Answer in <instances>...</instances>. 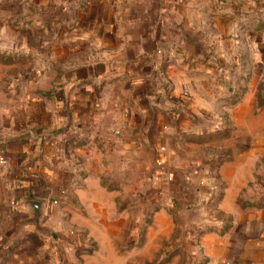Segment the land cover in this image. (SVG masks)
I'll return each instance as SVG.
<instances>
[{
    "label": "rangeland",
    "instance_id": "374dc122",
    "mask_svg": "<svg viewBox=\"0 0 264 264\" xmlns=\"http://www.w3.org/2000/svg\"><path fill=\"white\" fill-rule=\"evenodd\" d=\"M189 3L179 13L188 36L175 37L178 50L166 59L156 52L162 59H154L145 83L109 86V95L124 93L136 109L143 104L133 100L139 90L166 98L170 128L133 131L135 144L124 156L115 146L99 147L101 155L88 156L102 161L103 169L93 164L95 179L79 163L66 197L44 212V231L19 225L24 218L12 212L0 182V264H245L243 223L253 210L256 222L264 216V6L260 0H237L231 9L228 0ZM59 8L58 0H0V95L12 96L0 105L17 106L22 94L53 101ZM161 148L173 185L184 172L203 179L202 211L179 214L170 193L159 196L169 187L153 178ZM196 221L199 227L188 229ZM261 231L252 228L254 235Z\"/></svg>",
    "mask_w": 264,
    "mask_h": 264
},
{
    "label": "crops",
    "instance_id": "0c3cea01",
    "mask_svg": "<svg viewBox=\"0 0 264 264\" xmlns=\"http://www.w3.org/2000/svg\"><path fill=\"white\" fill-rule=\"evenodd\" d=\"M234 1L237 0H228L227 7L231 9ZM58 2L59 14L53 18L57 29H53L51 61L60 77L53 101L30 100L16 94L19 105H0V158L6 161L5 166L0 165V182L11 194L12 212L22 218L29 215L24 207L26 201L43 202L45 211L60 203L68 193L79 163L91 179L97 178L93 164H100L103 169L102 161L92 162L88 156L101 155L99 147L107 150L115 146L117 155L124 156L125 148L135 144L131 138L133 131L147 133L155 132L156 128H170L163 111L167 108L166 98L155 99L154 94L139 90L133 100L143 104L136 109L126 104L124 93L109 95V86L124 80L136 86L145 83L150 65L156 62L154 59H162L156 52L161 51L166 59L169 52L174 53V48L178 50L175 37L188 36L180 26L179 13L190 10L189 0ZM260 4L264 6V0ZM39 49L42 53L50 52L43 45ZM94 54L98 59L90 58ZM7 97L12 96L0 95L4 101ZM109 100L113 103L109 104ZM25 133L30 134L28 138L3 142ZM163 156L166 158L165 153ZM149 179L152 182V175ZM200 180L197 175L184 172L181 184L175 180L166 190L179 214L191 213L186 208L202 211L198 185L204 181ZM151 186L144 196H152ZM237 213L241 210L235 207V225L239 222ZM252 213L255 214L254 210ZM254 214L243 223L248 247L244 259L245 264H264V216L256 222ZM199 224L196 221L186 226L189 229ZM154 228L152 224V232ZM252 228L262 229L261 234L254 235ZM155 252L154 249L152 260Z\"/></svg>",
    "mask_w": 264,
    "mask_h": 264
},
{
    "label": "water",
    "instance_id": "95a60500",
    "mask_svg": "<svg viewBox=\"0 0 264 264\" xmlns=\"http://www.w3.org/2000/svg\"><path fill=\"white\" fill-rule=\"evenodd\" d=\"M30 134L25 133L21 136L18 137H11V138H6L3 140L4 143H11V142H16L25 138H28ZM24 207L29 210V215L27 218H24L20 220L19 225L21 224H32L34 225L35 229L38 231H44L45 228L41 226V220L44 216L45 212V204L40 201H26L24 204ZM197 211H191V213H195ZM189 213V214H191Z\"/></svg>",
    "mask_w": 264,
    "mask_h": 264
},
{
    "label": "built area",
    "instance_id": "2783aa9c",
    "mask_svg": "<svg viewBox=\"0 0 264 264\" xmlns=\"http://www.w3.org/2000/svg\"><path fill=\"white\" fill-rule=\"evenodd\" d=\"M157 54H159V53H157ZM166 152V150L164 149V148H161L160 149V157H158V158H160V160L157 162V165L159 166V168H158V170H155V172H154V174H153V178H154V180L155 181H158L159 183L162 181V180H166L167 181V183L169 184V187L167 186L166 187V189H165V191L168 189V188H170L171 187V185H173L172 184V176L171 175H169L166 171H165V169L162 167V165L164 164V158L162 157L163 156V154ZM0 165L1 166H5L6 165V161L4 160V159H2V158H0ZM161 192V191H160ZM162 196V197H165V196H168V194L166 193V192H161L160 194H159V196ZM156 196V195H155ZM159 196H157V197H159Z\"/></svg>",
    "mask_w": 264,
    "mask_h": 264
}]
</instances>
